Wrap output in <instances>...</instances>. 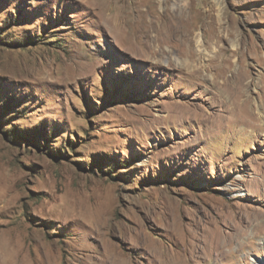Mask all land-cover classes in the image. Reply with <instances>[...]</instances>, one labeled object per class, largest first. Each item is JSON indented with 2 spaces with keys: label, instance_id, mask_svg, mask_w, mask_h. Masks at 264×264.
I'll use <instances>...</instances> for the list:
<instances>
[{
  "label": "rangeland",
  "instance_id": "374dc122",
  "mask_svg": "<svg viewBox=\"0 0 264 264\" xmlns=\"http://www.w3.org/2000/svg\"><path fill=\"white\" fill-rule=\"evenodd\" d=\"M135 1L0 0V264H264V0Z\"/></svg>",
  "mask_w": 264,
  "mask_h": 264
},
{
  "label": "bare ground",
  "instance_id": "6f19581e",
  "mask_svg": "<svg viewBox=\"0 0 264 264\" xmlns=\"http://www.w3.org/2000/svg\"><path fill=\"white\" fill-rule=\"evenodd\" d=\"M96 1H99L100 3H103L102 0H96ZM118 1V0H117ZM150 1V0H149ZM148 1V3H149ZM159 1V0H158ZM161 3L164 1V0H160ZM156 2V1H155ZM106 3V2H105ZM113 3V2H112ZM124 3V2H123ZM134 3H137V0ZM147 3V2H146ZM145 3V4H146ZM164 3V2H163ZM108 4V3H107ZM114 4V3H113ZM142 5L144 4L141 3ZM144 4V5H145ZM116 5V4H115ZM114 5V6H115ZM124 5V4H123ZM128 5V4H127ZM132 5V4H131ZM130 6V4H129ZM128 6V7H129ZM139 6V5H138ZM146 6V5H145ZM144 6V7H145ZM150 6V5H149ZM148 6V7H149ZM152 6V5H151ZM150 6V9H152V7ZM107 7V6H106ZM141 7V5L139 6ZM143 7V6H142ZM147 7V6H146ZM147 7V10H143L142 8V12L143 13H150V10L149 8ZM125 8V6H124ZM123 8V9H124ZM140 9V10H141ZM121 10V9H120ZM128 10V9H127ZM126 10V11H127ZM154 10V9H153ZM114 11V10H113ZM124 12V11H123ZM153 13V12H152ZM116 14V13H115ZM143 15V14H142ZM159 18V17H158ZM164 19L163 21L161 20H158V19H151L149 21H145L146 24L145 25V31H150L151 29H157L161 34L164 33V35H169V37H174L175 35H177L180 31V26L181 24L178 22V19H176L175 17L170 16L167 14V16L165 18H162ZM144 20V19H143ZM142 20V21H143ZM122 21V20H121ZM126 21V20H124ZM159 35V34H158ZM188 36V35H187ZM197 45L199 47V50L200 52H202V54L204 55L205 54V51L203 49V44H202V40L199 39L197 40ZM229 62V61H228ZM189 63V62H188ZM231 63V62H230ZM228 64V63H227ZM191 65V64H190ZM231 65V64H230ZM188 66V65H187ZM222 71V70H221ZM223 72V71H222ZM221 72V73H222ZM197 73V72H196ZM224 74V73H223ZM240 77V76H239ZM224 80V79H223ZM240 81V79H239ZM246 81V80H245ZM225 89L226 91L228 90L229 93L231 95H233L236 99L239 100L240 96L242 95V92H243V89L245 88V85H243V83H238V81H233V82H230V80L228 82H225ZM225 91V92H226ZM228 97V96H227ZM241 100V99H240ZM239 103V102H238ZM249 104V103H248ZM231 105V104H230ZM235 107V106H234ZM260 109V108H259ZM249 111V110H248ZM249 115V113H248ZM249 117V116H248ZM253 117V116H252ZM250 123V122H249ZM239 217V216H238ZM252 218V223L251 225L248 223V221H246L243 217L241 219V222L243 224H247V229L249 228L252 233L255 235V236H258V237H264V213L261 212V213H254L253 217ZM216 231V232H215ZM214 233L210 234V236L206 237V249L212 253H218V254H221L222 253V249L225 247V244H224V237L222 236V233H220L218 230H215ZM233 233H227L226 236H229V235H232L233 234V239H232V242L233 243H236L239 250L242 251L244 249L247 248V246L245 247L244 246V243L240 240V237L238 236V233L235 231V230H232ZM234 236H238V237H234ZM192 244V243H191ZM194 245V244H192ZM187 246V245H186ZM183 247V246H182ZM182 247H181V251H180V248H179V251H169V252H163V264H188V262H191L190 264H195L194 260L195 259V254H197L195 252V249H189L188 251L186 250L185 248V251L184 253H182ZM195 247V246H194ZM189 248V247H188ZM192 248V247H191ZM196 248V247H195ZM184 249V248H183ZM200 250V249H199ZM185 252H188L187 254H190L192 253V255H188L189 259L188 260H184L183 258V255L182 254H185ZM198 252V255L201 256V257H204V255L200 254L201 252L197 251ZM162 256V253L160 254ZM194 256V257H193ZM194 260V261H193ZM253 262V261H252ZM256 264V263H255ZM260 264H263V263H260Z\"/></svg>",
  "mask_w": 264,
  "mask_h": 264
}]
</instances>
